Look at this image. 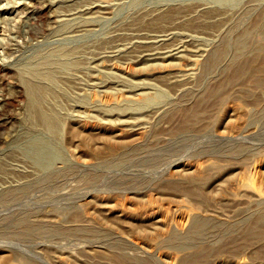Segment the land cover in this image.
<instances>
[{"label":"rangeland","instance_id":"rangeland-1","mask_svg":"<svg viewBox=\"0 0 264 264\" xmlns=\"http://www.w3.org/2000/svg\"><path fill=\"white\" fill-rule=\"evenodd\" d=\"M0 264H264V0H0Z\"/></svg>","mask_w":264,"mask_h":264},{"label":"bare ground","instance_id":"bare-ground-1","mask_svg":"<svg viewBox=\"0 0 264 264\" xmlns=\"http://www.w3.org/2000/svg\"><path fill=\"white\" fill-rule=\"evenodd\" d=\"M251 62V61H250ZM249 63V62H248Z\"/></svg>","mask_w":264,"mask_h":264}]
</instances>
